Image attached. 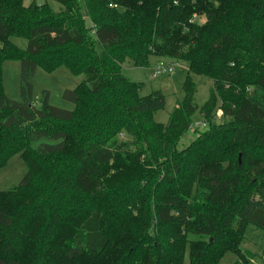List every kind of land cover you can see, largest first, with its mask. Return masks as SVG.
Returning a JSON list of instances; mask_svg holds the SVG:
<instances>
[{
  "label": "trees",
  "instance_id": "16d2710c",
  "mask_svg": "<svg viewBox=\"0 0 264 264\" xmlns=\"http://www.w3.org/2000/svg\"><path fill=\"white\" fill-rule=\"evenodd\" d=\"M54 1L0 0V167L17 152L28 167L0 189V264L249 263L245 231L264 233V0ZM150 55L187 68L168 122L154 120L164 91L123 73ZM9 59L21 100L4 91ZM61 65L85 75L64 90L74 108L47 90L36 105L32 77ZM193 73L213 80L201 107ZM197 110L207 127L178 148Z\"/></svg>",
  "mask_w": 264,
  "mask_h": 264
},
{
  "label": "rangeland",
  "instance_id": "374dc122",
  "mask_svg": "<svg viewBox=\"0 0 264 264\" xmlns=\"http://www.w3.org/2000/svg\"><path fill=\"white\" fill-rule=\"evenodd\" d=\"M31 0H25L26 4H30ZM37 2H48L52 8L58 10L62 7L59 2L54 0H37ZM84 15L87 19V24L90 25L92 22L90 16H88L86 9H83ZM205 15H197L196 22L203 23L205 20ZM12 40L20 48H25L27 46L28 40L24 37H12ZM97 49L101 50L102 46L100 43L96 44ZM162 57L160 63L152 59V57ZM165 58V59H164ZM151 63L149 66L138 67L134 66L133 63L127 61L124 64L123 73L128 77L136 81L143 82L144 86L142 88V95L152 92L153 90L162 89L166 94V105L155 112L154 120L158 122H168L170 113L176 106L178 100L183 97L184 91L182 89V84L187 76L186 66L176 64L175 69L172 73L156 75L155 67L160 64H168L174 62V59L167 58L165 56L150 55ZM3 79H4V91L5 93L14 99L21 100V78L20 70L21 63L17 59L5 60L3 63ZM131 64V65H130ZM193 78L196 84V92L194 95V103L201 107L206 99L210 95V91L213 87V80L207 75H200L193 73ZM85 79L84 74H75L65 65L56 67L53 71H47L43 67H39L32 77L33 83V94L34 103L36 105L41 104V100L44 97V91L50 93L49 102L54 106H61L68 109L74 108V103L69 101L64 96V90L74 88L81 81ZM217 118L222 122L223 117L222 109L216 110ZM194 119L193 126L198 127L188 130L184 133L180 141L178 142V148H184L189 145L193 139L198 136V132L206 129L207 125L204 118L197 110L193 116ZM197 129V130H196ZM117 136L120 139H128L129 137L119 132ZM43 142H55L54 140L42 137H33L32 145L34 147H39ZM27 165L20 152L12 155V157L6 162L5 165L0 167V189L7 190L18 185L20 181L25 177L28 172ZM189 237H192L190 235ZM207 236H205V239ZM241 249L245 253L249 263L247 264H264V233L261 232L256 227L250 225L244 234V239L241 242ZM239 257L237 254L227 251L226 255L220 260V264H232Z\"/></svg>",
  "mask_w": 264,
  "mask_h": 264
},
{
  "label": "built area",
  "instance_id": "2783aa9c",
  "mask_svg": "<svg viewBox=\"0 0 264 264\" xmlns=\"http://www.w3.org/2000/svg\"><path fill=\"white\" fill-rule=\"evenodd\" d=\"M112 5V4H111ZM197 18V14L193 15L192 21H194ZM179 64V61L175 60L174 62L168 63V64H160L155 67L156 75L160 76V74H168L172 73L175 69V65Z\"/></svg>",
  "mask_w": 264,
  "mask_h": 264
},
{
  "label": "crops",
  "instance_id": "0c3cea01",
  "mask_svg": "<svg viewBox=\"0 0 264 264\" xmlns=\"http://www.w3.org/2000/svg\"><path fill=\"white\" fill-rule=\"evenodd\" d=\"M155 58V59H154ZM152 59H154V60H156L157 62L156 63H160L161 62V60L163 59L162 57H152ZM152 59H150V60H152ZM165 59V58H164ZM131 63V62H130ZM131 65V64H130Z\"/></svg>",
  "mask_w": 264,
  "mask_h": 264
}]
</instances>
